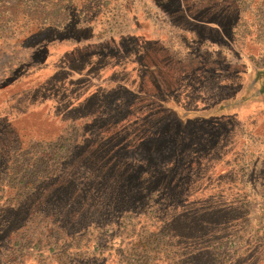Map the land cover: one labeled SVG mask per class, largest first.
I'll use <instances>...</instances> for the list:
<instances>
[{
	"label": "rangeland",
	"instance_id": "rangeland-1",
	"mask_svg": "<svg viewBox=\"0 0 264 264\" xmlns=\"http://www.w3.org/2000/svg\"><path fill=\"white\" fill-rule=\"evenodd\" d=\"M90 1L0 23V264H264V0Z\"/></svg>",
	"mask_w": 264,
	"mask_h": 264
},
{
	"label": "trees",
	"instance_id": "trees-1",
	"mask_svg": "<svg viewBox=\"0 0 264 264\" xmlns=\"http://www.w3.org/2000/svg\"><path fill=\"white\" fill-rule=\"evenodd\" d=\"M76 1L80 2L83 0H0V6L5 7L6 12H10L9 16L0 18V23L5 24L12 22V25H17L20 21L19 18H22L24 21L22 22L24 28L35 27L37 30H48L50 28L59 29L64 27L70 20L69 14L71 13V7L76 3ZM92 1L94 0H91L90 2ZM103 1H105L104 5H107L106 0H98L101 5ZM66 70L68 69L65 68V71ZM144 72L148 73L149 71L145 70ZM68 73H71V71H68ZM151 85L157 89L156 96L162 92V88L156 87V83L153 82ZM120 87L124 89L126 88L129 93H132L129 96H134L133 93H137L136 90H134L133 85H130L129 87L128 85L123 84ZM154 87L153 89H155ZM120 90L122 89L120 88L117 91L120 93L118 96H121L119 99H123L128 93L126 90H124L126 92ZM163 91L165 92V100H159V103H162L163 105L165 104V107L174 106L182 109L184 116L181 117L175 111H165V129L160 127L158 124L159 128H156L154 131H149L146 135L140 137L138 139V143L141 146H146L147 148H145L144 151L147 150L152 154H156L154 151L155 149L159 150V147H165V149L167 148L168 155L179 157L183 149L180 137V133L183 132V127L185 125V122L183 123L185 119L183 118H186L187 120V116L190 114L189 112L195 113L198 110L191 108L186 110L181 108L180 103L174 104V102H170L169 96L167 95L170 91L169 89H163ZM152 96L154 97L155 95L152 93ZM198 119L201 118L198 117ZM204 121L205 119L202 122ZM212 121H214V119ZM214 123L215 125L218 124L216 120ZM203 125L204 124L201 123L202 127ZM127 149H129V147ZM133 190V193H136V189Z\"/></svg>",
	"mask_w": 264,
	"mask_h": 264
},
{
	"label": "crops",
	"instance_id": "crops-1",
	"mask_svg": "<svg viewBox=\"0 0 264 264\" xmlns=\"http://www.w3.org/2000/svg\"><path fill=\"white\" fill-rule=\"evenodd\" d=\"M209 117V116H208Z\"/></svg>",
	"mask_w": 264,
	"mask_h": 264
}]
</instances>
